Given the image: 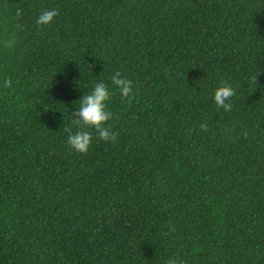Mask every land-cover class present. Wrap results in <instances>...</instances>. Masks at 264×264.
<instances>
[{
    "label": "trees",
    "instance_id": "obj_1",
    "mask_svg": "<svg viewBox=\"0 0 264 264\" xmlns=\"http://www.w3.org/2000/svg\"><path fill=\"white\" fill-rule=\"evenodd\" d=\"M98 82L118 136L79 153ZM173 257L264 264V0H0V264Z\"/></svg>",
    "mask_w": 264,
    "mask_h": 264
},
{
    "label": "clouds",
    "instance_id": "obj_2",
    "mask_svg": "<svg viewBox=\"0 0 264 264\" xmlns=\"http://www.w3.org/2000/svg\"><path fill=\"white\" fill-rule=\"evenodd\" d=\"M22 14L21 9L16 10V15L19 17ZM59 13L56 9H44L38 16L37 25L44 26L53 22L54 18ZM15 40L10 39L5 42L6 48H13ZM112 85L116 86L123 97L131 101L133 93V81L122 77L120 72H116L111 76ZM253 81H257V77H253ZM11 80H5L4 87H11ZM235 95V90L229 84L224 82L222 86L214 90L213 99L218 108L225 111H232L231 98ZM111 98L109 87L104 82L95 83L90 93L85 94L80 98L78 110L73 112L72 123L77 127L75 132L71 128L66 129L69 132L68 144L79 153H86L92 141V134L89 129H95L99 139L104 141H116L118 133L110 131L106 127V122L113 118V113L107 110V102ZM202 129L207 128V125H201ZM166 264H184V261L178 257L170 258Z\"/></svg>",
    "mask_w": 264,
    "mask_h": 264
}]
</instances>
